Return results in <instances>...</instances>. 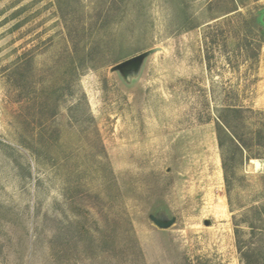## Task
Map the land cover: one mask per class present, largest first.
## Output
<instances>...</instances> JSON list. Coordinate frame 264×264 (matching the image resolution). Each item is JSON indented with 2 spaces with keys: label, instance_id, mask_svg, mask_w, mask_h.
Returning <instances> with one entry per match:
<instances>
[{
  "label": "rangeland",
  "instance_id": "obj_1",
  "mask_svg": "<svg viewBox=\"0 0 264 264\" xmlns=\"http://www.w3.org/2000/svg\"><path fill=\"white\" fill-rule=\"evenodd\" d=\"M0 264H264V0H0Z\"/></svg>",
  "mask_w": 264,
  "mask_h": 264
},
{
  "label": "water",
  "instance_id": "obj_2",
  "mask_svg": "<svg viewBox=\"0 0 264 264\" xmlns=\"http://www.w3.org/2000/svg\"><path fill=\"white\" fill-rule=\"evenodd\" d=\"M141 59H142V57H140V56H139V57H136V58H133V59H130V60L124 62L121 66H122V67H128V66H131V65L136 64L137 62H139ZM156 223H157L158 225H160L161 227L165 226V225L159 223L158 221H156Z\"/></svg>",
  "mask_w": 264,
  "mask_h": 264
},
{
  "label": "bare ground",
  "instance_id": "obj_3",
  "mask_svg": "<svg viewBox=\"0 0 264 264\" xmlns=\"http://www.w3.org/2000/svg\"><path fill=\"white\" fill-rule=\"evenodd\" d=\"M222 203H223V200H219L218 202V205L215 207V211L219 214L220 212H222ZM219 216V215H218Z\"/></svg>",
  "mask_w": 264,
  "mask_h": 264
}]
</instances>
